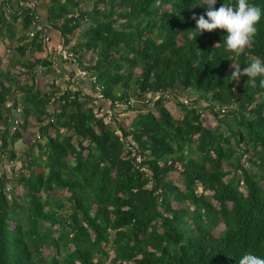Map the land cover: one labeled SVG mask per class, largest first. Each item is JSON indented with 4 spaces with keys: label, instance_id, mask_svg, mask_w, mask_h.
<instances>
[{
    "label": "trees",
    "instance_id": "obj_1",
    "mask_svg": "<svg viewBox=\"0 0 264 264\" xmlns=\"http://www.w3.org/2000/svg\"><path fill=\"white\" fill-rule=\"evenodd\" d=\"M36 1L47 24L39 11L36 19L25 5L0 3V162L21 163L0 169V264H237L244 252L264 256V85L246 74L230 81L232 62L264 61V0H251L261 19L238 55L225 50L223 29L196 32L193 14L206 11L199 0ZM53 29L63 44L81 31L70 50L78 67L97 74L110 121L95 84L50 58ZM185 92L197 97L177 101ZM147 94L153 105L124 111L136 116L119 125L117 107ZM173 100L178 116L166 105ZM29 133L34 140L19 157L12 143Z\"/></svg>",
    "mask_w": 264,
    "mask_h": 264
},
{
    "label": "clouds",
    "instance_id": "obj_2",
    "mask_svg": "<svg viewBox=\"0 0 264 264\" xmlns=\"http://www.w3.org/2000/svg\"><path fill=\"white\" fill-rule=\"evenodd\" d=\"M218 0H199L206 11L199 17L193 14L196 22L195 30L200 33L216 28L223 29L222 42L228 52L240 54L244 51L257 31V23L261 19L262 10L251 0H223L216 7ZM216 44L215 48L217 47ZM234 70L230 73V81H238L241 76L255 82L257 77L264 85V61L259 58H249L242 68L233 63ZM237 264H264V256L252 252H244L238 257Z\"/></svg>",
    "mask_w": 264,
    "mask_h": 264
},
{
    "label": "rangeland",
    "instance_id": "obj_3",
    "mask_svg": "<svg viewBox=\"0 0 264 264\" xmlns=\"http://www.w3.org/2000/svg\"><path fill=\"white\" fill-rule=\"evenodd\" d=\"M50 1H52V0H46V3H49ZM16 4L18 6H20L19 3H16ZM39 4L41 5V3H39ZM17 5H16V7H18ZM44 20H46V19L44 18ZM19 23H21V22H19ZM17 31H18L17 32L18 35H20L21 32H22L20 24H18ZM80 35H81V31L80 30L75 31L74 34L70 35V37H69L70 43L69 44H64L65 47L70 48L71 46H73L75 44V42L79 39ZM48 36H49V38H48L47 41H49L48 44H49L50 52L53 53L50 58H52L53 61H58L60 54H59V50L57 48H58V46L63 44V38L61 37L60 33H58L57 30H55V29L51 30V32L48 33ZM15 44L16 43L14 42V45ZM4 51H5L4 45L0 44V55L3 56ZM84 55H85L84 57L86 58V60L89 61V62H92L94 60V58H95V54L93 52H85ZM63 63H65V62H63V61L60 62L61 68L66 70V68L63 65ZM4 65L5 64H3V66ZM68 68L69 69H67V70L70 71L71 67L69 65H68ZM65 78H68V76H66ZM46 80H47V82L51 81L52 80V76L48 75V76H45L43 79H41V81H43V82L46 81ZM43 86H44L45 89L48 88V86L45 85L44 83H43ZM196 97H197V95H194V94L193 95H189V94H187L185 92V93L179 94V96L177 97V101H182L185 104H188V102H190L191 100H194ZM151 98H152L151 94H147L145 97L139 98V99L134 97V98L131 99V103H132L131 107L132 108L130 107L129 109L126 108V106H123L122 104L119 105L117 108L122 110V113L118 114V116H117V122L119 123V125L123 124L125 127H129V125L132 123V120L135 118L136 114L134 113L133 115H129L128 116L126 114V112H124V111L132 110V109H144V111H145V110H147L148 105L149 106L153 105V100ZM166 105L173 111V114L175 116H178L179 113H181L180 109L176 106V102L174 100L166 103ZM200 105L201 106H205L207 104L201 103ZM21 115H22V113H21ZM21 115H20L19 118L22 119L23 117ZM202 115L207 118L206 123L210 124L211 126H214L217 123L216 118H215L212 110H210V109L204 110ZM4 127L5 126H4L3 118H0V128L2 129ZM33 128L30 127V129H33ZM33 135L34 134H30L29 133L22 140L17 141L15 144L12 143V147H14V149L18 153L19 157H23L24 151H26V150L28 151L30 149V142L34 140V136ZM36 138L38 139L37 135H36ZM39 140H43L44 141V137L42 136V138H40ZM250 156H251V153L249 152L243 157L242 162L246 166L249 165L248 158ZM20 165H21V163H20V161L18 159L11 161V160L8 159V157H6L5 161H3V163L0 162V169L6 170L9 173H11L12 170L20 169ZM170 178L173 179L176 183L180 184L183 187L178 172H173L170 175ZM199 190L201 191V188ZM63 194H64V196L68 195V193L66 191H63ZM175 206H178V205L175 203ZM223 228H224V225L220 226L215 231V234H217V232L219 230L223 229Z\"/></svg>",
    "mask_w": 264,
    "mask_h": 264
},
{
    "label": "built area",
    "instance_id": "obj_4",
    "mask_svg": "<svg viewBox=\"0 0 264 264\" xmlns=\"http://www.w3.org/2000/svg\"><path fill=\"white\" fill-rule=\"evenodd\" d=\"M18 3H19V0H18ZM19 5H25L27 8L30 9V15L34 16L36 19L40 18V15L38 13V3H37L36 0H30L27 3H25V4L20 2ZM57 49L59 50V54H60L59 57H60L61 61L66 62L69 65L75 66V68H77V76L79 78L88 80L91 83V85L95 84V91H96L97 98L99 100V103L102 104V106L100 108V114L103 117H105L106 120L110 121L112 119V114H111V109H110L111 102L105 96L104 91H103V87L100 84H98V76H97V74L94 73L91 70L78 67L79 63H78L77 57L70 50V48L65 47L64 44H61L60 46H58ZM61 61H59V63ZM60 69L61 68L59 66L58 69H57V71L59 73L61 72ZM18 122H19V120L15 119L13 124L15 126H17ZM37 137L40 139V135L39 134H37Z\"/></svg>",
    "mask_w": 264,
    "mask_h": 264
},
{
    "label": "crops",
    "instance_id": "obj_5",
    "mask_svg": "<svg viewBox=\"0 0 264 264\" xmlns=\"http://www.w3.org/2000/svg\"><path fill=\"white\" fill-rule=\"evenodd\" d=\"M4 0H0V3H2ZM16 3H18V0H13V5L14 6H16L17 4ZM18 6V5H17ZM38 11H39V13H40V15H41V17H42V19H46V17H47V9L45 8V7H43L42 5L40 6V5H38ZM46 12V13H45ZM44 22H45V24H47L48 22L47 21H45L44 20ZM51 32V31H50ZM58 61H61L60 60V57H59V60ZM66 63V62H65ZM63 63V65H64V67L66 68V72H69V70H67V69H69L68 68V63ZM70 66V65H69ZM71 67V66H70ZM89 86V85H88Z\"/></svg>",
    "mask_w": 264,
    "mask_h": 264
},
{
    "label": "water",
    "instance_id": "obj_6",
    "mask_svg": "<svg viewBox=\"0 0 264 264\" xmlns=\"http://www.w3.org/2000/svg\"><path fill=\"white\" fill-rule=\"evenodd\" d=\"M49 62V61H48Z\"/></svg>",
    "mask_w": 264,
    "mask_h": 264
}]
</instances>
